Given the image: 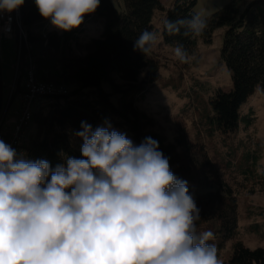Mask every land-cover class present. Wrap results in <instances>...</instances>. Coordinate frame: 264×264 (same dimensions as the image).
<instances>
[{
  "label": "trees",
  "instance_id": "1",
  "mask_svg": "<svg viewBox=\"0 0 264 264\" xmlns=\"http://www.w3.org/2000/svg\"><path fill=\"white\" fill-rule=\"evenodd\" d=\"M197 5L198 0H174L170 8L161 0H123V9H118L111 0H101L100 7L85 16L84 23L102 19V35L84 43L80 39L84 27L70 32L50 30L47 25L51 22L40 15L34 0H25L21 23L33 47L37 80L68 90L67 95L57 96L35 111L31 124L36 131L30 134L25 156L46 159L53 168L63 162L62 155L82 159L83 141L75 135L82 122L93 129L108 122L136 145L151 137L158 141L175 176L187 181L200 209L198 231L214 233L210 242L215 243L223 264H264V248L250 249L238 236L242 189L250 182L260 185L264 192V173L258 174L261 149L251 151L242 143L238 157L235 150L213 152L200 133L193 137L184 130L170 138L156 128L153 117L137 107L145 88L154 83L159 63L152 54L145 57L134 51L135 39L145 29L155 31L157 12L166 13L165 20L175 21L196 14ZM205 18L208 27L202 35L169 36L163 24V39L167 46L182 44L193 56L199 43L212 44L216 31L225 29L221 58L232 75L233 88L218 91L209 102L210 111L201 113L200 118L207 139L217 134L226 140L238 133L241 122L246 127L254 124L252 113L242 115L241 108L255 93L264 92V0H229ZM21 66L23 76L25 54ZM19 82L12 99L22 91ZM105 83L110 90L105 89ZM9 137L1 126L0 139L7 141ZM259 216L264 222V211Z\"/></svg>",
  "mask_w": 264,
  "mask_h": 264
},
{
  "label": "clouds",
  "instance_id": "2",
  "mask_svg": "<svg viewBox=\"0 0 264 264\" xmlns=\"http://www.w3.org/2000/svg\"><path fill=\"white\" fill-rule=\"evenodd\" d=\"M45 19L65 32L79 28L101 0H34ZM25 0H0L13 13ZM199 13L164 21L169 36L198 37ZM159 43L145 29L134 51L150 56ZM174 58L190 63L182 44ZM82 159L62 155L55 168L0 139V264H223L211 230L198 231L200 209L187 181L171 171L158 141L139 145L124 133L81 123Z\"/></svg>",
  "mask_w": 264,
  "mask_h": 264
},
{
  "label": "rangeland",
  "instance_id": "3",
  "mask_svg": "<svg viewBox=\"0 0 264 264\" xmlns=\"http://www.w3.org/2000/svg\"><path fill=\"white\" fill-rule=\"evenodd\" d=\"M111 1L118 9H123V0ZM161 2L170 8L174 0H161ZM228 2L229 0H198L195 11L205 18L226 6ZM165 18L166 13L157 12L155 14L153 24L159 35V43L152 53V58L159 63V71L154 83L145 88L137 107L153 117L156 128L170 138L184 130L193 137L200 133L204 135L213 152L224 154L235 150L238 157L242 153L239 149L242 143L245 147L248 145L251 151L259 147L261 158L258 162V174L262 175L264 173V92L255 93L241 108L242 115L252 113L255 121L251 127H246L244 122H241L238 133L228 139L224 140L217 134L213 139H207L206 126L200 118L201 113L210 111L209 102L218 91L230 92L233 88L232 75L221 58L225 29L216 31L212 44L199 43L198 51L192 56L191 62L184 64L174 58V47L164 43ZM102 21V19L95 18L81 25L84 27L80 34L81 41L85 43L94 38H100L103 32ZM47 26L50 30L57 29L51 23ZM78 51L82 53V47H78ZM18 61L17 39H8L0 35L3 132L9 131L14 126L17 121V112L21 108L16 96L7 110L15 83ZM22 72L23 66L19 71L20 80ZM143 78L144 74L141 79ZM104 86L107 91L110 90L107 83ZM34 131L36 127L31 124L30 134ZM260 188V185L249 182L248 186L242 189L239 198L238 236L239 240L250 249L264 248V222L259 216L261 211H264V192ZM251 191L255 192L252 194ZM227 253L228 251L225 255Z\"/></svg>",
  "mask_w": 264,
  "mask_h": 264
},
{
  "label": "built area",
  "instance_id": "4",
  "mask_svg": "<svg viewBox=\"0 0 264 264\" xmlns=\"http://www.w3.org/2000/svg\"><path fill=\"white\" fill-rule=\"evenodd\" d=\"M0 35L8 39H17L19 61L11 97L19 81L22 89L19 93L21 108L17 113V121L5 143L14 148L17 153L25 155L30 144V127L35 111L46 107L51 103V99L67 95L68 90L64 86L47 84L37 80V63L31 54L33 47L29 44L28 35L22 27L21 8L10 14L0 13ZM23 54H25L27 68L20 80L19 71Z\"/></svg>",
  "mask_w": 264,
  "mask_h": 264
},
{
  "label": "water",
  "instance_id": "5",
  "mask_svg": "<svg viewBox=\"0 0 264 264\" xmlns=\"http://www.w3.org/2000/svg\"><path fill=\"white\" fill-rule=\"evenodd\" d=\"M2 109H3V87H2V75L0 69V119H1Z\"/></svg>",
  "mask_w": 264,
  "mask_h": 264
},
{
  "label": "crops",
  "instance_id": "6",
  "mask_svg": "<svg viewBox=\"0 0 264 264\" xmlns=\"http://www.w3.org/2000/svg\"><path fill=\"white\" fill-rule=\"evenodd\" d=\"M17 97H18V98H17L18 101L20 102V97H19V95H18ZM13 100H14V99H12V97H11V100H10V102H9V105H8V107H7V110H8L9 107L12 105ZM20 105H21V103H20ZM7 110H6V112H7ZM18 112H19V111H18ZM18 112H17V113H18ZM1 115H2V114H1ZM2 120H4V118H3ZM0 123H1V126L4 125V124H3V123H4L3 121H0ZM12 128H13V127H11L9 131H7V132L9 133V135H10V133H11V131H12ZM2 140L5 142V141H6V138H2Z\"/></svg>",
  "mask_w": 264,
  "mask_h": 264
}]
</instances>
